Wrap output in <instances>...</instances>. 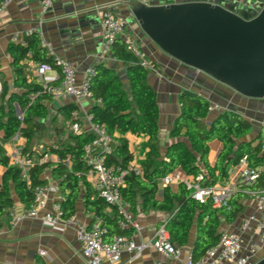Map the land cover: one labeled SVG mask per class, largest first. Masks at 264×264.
<instances>
[{
    "label": "trees",
    "instance_id": "obj_1",
    "mask_svg": "<svg viewBox=\"0 0 264 264\" xmlns=\"http://www.w3.org/2000/svg\"><path fill=\"white\" fill-rule=\"evenodd\" d=\"M8 54L14 71V85L20 91L10 92L8 86H4L0 94V131L4 133L5 142L18 134L21 135L27 143L24 153L32 157L33 152L29 147L47 133L46 121L50 113L43 101L50 96L42 93L32 102L31 97L40 91V87L29 82L25 61L52 63L53 58L48 56L46 49L41 46V39L36 33L27 36L23 43H10ZM112 56L126 69L128 87H125L116 70L103 64L98 65L95 67L96 75L92 79V91L94 97L101 99L102 103L93 105L89 113L94 122L105 125L111 135L115 136L117 132L131 133L148 138L149 149L145 160L142 161L143 175L132 174L127 178V185L122 190L123 197L132 204L133 213L137 199L140 198L145 214L155 211L173 215L159 226L165 224L174 246H186L192 230L195 229V244L191 256L193 261H197L219 242L222 218L232 224L245 212L246 208L242 202L245 196L238 194L232 200L231 209L217 210L211 203L201 204L194 200L192 192L184 183H180L177 191L170 186L164 188L163 200L159 201L157 194L160 180L181 170L190 178L202 176L201 185L209 187L226 179L229 171L245 156H249L251 165L264 166V126L252 138V123L238 112L226 110L209 121L210 101L197 92L184 90L180 95L181 111L171 131V138L179 139L168 147L163 157L159 140L160 108L157 94L147 80L149 72L127 49L123 39L115 42ZM18 110L22 113L21 119ZM76 110L78 107L75 104H68L61 108V114L66 121L73 124L72 113ZM54 132L56 141L52 146H48L44 153L57 156L59 161L36 164L29 172V182L22 175L21 169L8 168L9 158L0 147V168H8L3 178L4 184L0 187V220L14 207L8 182L11 180L15 184L17 196L23 204L30 207L34 203L35 189L47 183L41 179L42 172L51 167L52 175L59 181L60 189L65 194L66 190L70 191L60 202L65 217L75 214L83 182L87 190V209L103 219L104 225L108 227L106 241L111 242L117 234H130V231L119 229L120 216L108 217L105 214V208L108 206L105 201L99 197L93 199L91 186L84 179L77 177L78 172L87 170L86 164L81 160L83 148L91 141L92 135H76L72 129L67 134L66 128L59 126L54 127ZM116 141L119 144L108 157V163L127 164L132 161L134 155L129 152L128 142L117 138ZM215 141L223 145V150L215 166H211L210 145ZM70 161L72 168L68 166Z\"/></svg>",
    "mask_w": 264,
    "mask_h": 264
},
{
    "label": "crops",
    "instance_id": "obj_2",
    "mask_svg": "<svg viewBox=\"0 0 264 264\" xmlns=\"http://www.w3.org/2000/svg\"><path fill=\"white\" fill-rule=\"evenodd\" d=\"M140 1L56 0L53 7L43 13L40 0H11L7 9L0 13V94L4 86H8L10 92L20 91L14 85L15 77L8 54V46L10 43H23L27 33L32 30L39 31L40 39L44 38L49 41L59 57L76 65L79 79L84 76L87 69L103 64L116 70L127 88L126 69L113 58L112 53H105L102 50V13L109 9L129 19L130 25L126 36L136 38L146 57L155 65V72H149L147 80L157 94L160 108L159 140L163 157L168 147L179 139L171 138V131L174 121L181 111L180 95L184 90H191L206 97L211 104L220 106L221 112L226 110L238 112L252 123L254 127L252 138L255 137L264 126V100L245 98L212 77L197 72L164 53L143 34L138 22L131 14L132 8L128 6V3ZM239 1L243 7L246 6L245 0ZM38 63L33 60L25 61L29 82L34 85H37L35 69ZM43 103L48 109L50 116H53L56 126H59L57 123L65 121V126L69 130L72 129L71 121H66L64 115L61 114L62 107L68 104H75V100L72 97H64L60 101H55L50 97L44 100ZM92 106L93 104L89 101H83L81 107L77 106L80 110L79 123L83 134L90 133L85 114L89 113ZM219 113H210L208 120L211 121ZM3 137L4 133L0 131V147L5 150L7 157L8 153L17 146L27 147V143L22 137L15 142L12 139L5 142ZM56 138L55 136V140ZM115 138L125 139L128 142L129 152L134 155L133 160H136L142 167V161L145 160L149 152L147 147L148 138L135 136L131 133L121 134L118 132L115 133ZM116 142V145H118L119 142ZM222 150L223 145L218 141L210 145L209 161L211 166H215ZM32 158L36 164L57 163L59 161L57 156L47 155L44 151L33 153ZM8 168H12L10 163ZM8 168H0V187L4 184L3 178ZM177 173L184 179H193L187 177L181 170H178ZM41 179L46 181V184L51 183L58 187L57 193L51 195L46 209L50 211L53 204L63 201L66 198V194H69L70 191L66 190L65 194L60 189L59 181L54 179L51 167L46 168L42 172ZM84 181L91 186L94 193L93 199L97 198L98 195L92 183L86 179ZM178 184H173L170 187L177 191ZM8 188L14 200V207L19 212L27 210L29 207L23 204L17 196L15 184L11 180L8 182ZM163 190L164 188L160 185L157 194L159 201L163 200ZM86 193V185L82 182L81 194L76 203V212L72 216L75 217L79 225L90 228L98 217L94 212L87 209ZM250 204H253L252 201H250ZM245 208V213H247L249 210L248 206L245 205ZM105 214L110 218L119 216L116 209L109 206H106ZM132 214L134 221L141 228L140 231L134 227H129L126 230L120 229L119 220L118 227L121 231H130L128 235H122L133 237L138 244H152L157 230L165 226V224L159 225L166 223L173 217L167 212L151 211L149 214H145L140 198L137 199L135 212H132ZM238 218L232 224L222 218L219 228L220 233L223 230L239 233ZM195 237V229H193L188 244L184 247L176 246L182 250L179 260L163 256L154 246L150 245L139 258H135L134 254L124 253L118 264H156L157 262L162 264H188L195 244ZM42 251L46 252V256L41 255ZM263 257L264 249L253 259L260 261ZM0 264H87V261L83 256L82 247L74 229L67 228L61 232L44 226L40 218H26L21 223L12 225L8 215H5L0 220ZM105 264L110 263L106 262Z\"/></svg>",
    "mask_w": 264,
    "mask_h": 264
},
{
    "label": "built area",
    "instance_id": "obj_3",
    "mask_svg": "<svg viewBox=\"0 0 264 264\" xmlns=\"http://www.w3.org/2000/svg\"><path fill=\"white\" fill-rule=\"evenodd\" d=\"M55 1L40 0L42 12L46 13L52 8ZM159 1L161 0H141L147 6L185 2V0H165L168 3L161 4ZM249 1L255 2L256 0ZM10 2L11 0L0 1V13L7 9ZM129 25L128 18L109 9L103 11L102 50L105 53H112L115 42L123 39L127 49L138 58L140 65L148 72H155V65L146 57L138 40L126 36ZM35 33L40 34L39 31L32 30L27 33V36ZM41 46L46 49L48 56L53 58V62H40L36 65V84L40 87V91L31 97L32 102L43 93L55 101H60L64 97H72L75 104L80 107L83 101H89L93 105L102 103L101 99L94 97L92 91V79L96 75L94 67L87 69L84 76L79 79L76 65L59 57L49 41L41 38ZM209 112H221V108L211 104ZM18 116L21 119L22 113H18ZM72 119L74 120L72 124L74 134L82 135L79 109L72 113ZM85 120L92 139L84 146L81 160L86 164L87 170L78 172L77 177L90 181L98 197L103 199L109 207L116 209L120 216V229L126 230L134 227L140 231L141 228L134 221L132 204L123 197L122 190L126 187L127 178L130 175H143V168L136 160L127 164H109L108 157L112 155L117 143L115 136L108 132L105 125L94 122L90 113L85 114ZM20 138L21 135L18 134L12 141H18ZM8 158L10 165L21 169L22 175L29 182V172L36 162L24 153V147L17 146L8 153ZM68 166L72 168L71 161L68 162ZM202 178L199 176L187 180L175 172L161 179L160 185L167 188L173 184L184 183L192 192L194 200L201 204L211 203L217 210L231 209L232 200L238 194H243L245 199L242 202L248 206L249 210L238 218L239 233L229 230L221 231L219 242L209 248L197 261H193L190 255L188 264H257L258 261H255L253 257L264 249V166L251 165L249 156H245L229 171L228 177L223 181L204 187L200 183ZM57 191V185L51 183L37 187L34 203L27 210L19 212L15 207L10 209L8 217L12 225H17L26 218H40L44 226L61 232L67 228L74 229L87 264H105L106 262L118 264L126 252L139 258L150 245L169 259L179 260L181 258L182 250L171 243L170 234L165 226L157 230L152 244H138L133 237L122 234L113 236L112 241L108 242L106 241L108 228L102 219H96L90 228H85L77 223L74 216L65 217L60 202L54 203L52 209L47 211L51 195ZM250 201H253V206ZM41 255L46 256V252L42 251ZM156 264L162 263L157 262Z\"/></svg>",
    "mask_w": 264,
    "mask_h": 264
},
{
    "label": "water",
    "instance_id": "obj_4",
    "mask_svg": "<svg viewBox=\"0 0 264 264\" xmlns=\"http://www.w3.org/2000/svg\"><path fill=\"white\" fill-rule=\"evenodd\" d=\"M128 6L143 34L164 53L245 98L264 100V7L246 18L204 1Z\"/></svg>",
    "mask_w": 264,
    "mask_h": 264
},
{
    "label": "rangeland",
    "instance_id": "obj_5",
    "mask_svg": "<svg viewBox=\"0 0 264 264\" xmlns=\"http://www.w3.org/2000/svg\"><path fill=\"white\" fill-rule=\"evenodd\" d=\"M189 1H210L212 3L220 4L233 12L241 14L246 18L251 17L254 14L257 15L264 7V0H256L255 2H250L249 0H245L244 3L246 4V6L244 7L239 0H185V2H189ZM159 3L166 4L168 3V1L161 0L159 1ZM46 124H47L46 135L35 140L32 143V145L29 147V149L32 150L33 153L43 152L48 146H52L56 141L55 134L53 132V128L56 126V123H54L53 121V116L49 117V119L46 121ZM57 124L59 125V127H65L67 129L66 132L67 134L70 133L69 128L65 126L66 125L65 121H62L61 123H57ZM242 215H240V217Z\"/></svg>",
    "mask_w": 264,
    "mask_h": 264
}]
</instances>
